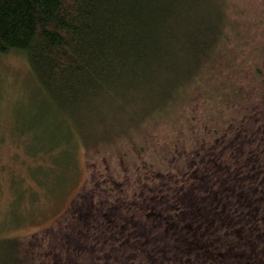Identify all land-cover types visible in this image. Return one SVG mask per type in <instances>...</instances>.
Listing matches in <instances>:
<instances>
[{"label": "trees", "instance_id": "1", "mask_svg": "<svg viewBox=\"0 0 264 264\" xmlns=\"http://www.w3.org/2000/svg\"><path fill=\"white\" fill-rule=\"evenodd\" d=\"M217 1L0 0V52L25 54L66 124L81 128L82 116L120 110L126 125H153L181 113V93L198 80L202 55L219 44L225 14ZM166 63L180 73L154 100L151 82ZM217 89L228 99L205 102L214 120L228 109L227 122L207 125L215 142H199L200 166L177 174L176 187L161 176L166 169L158 171L162 184L137 205L141 218L127 203L134 224L124 230L119 222L116 244L127 251L119 264H244L254 239L264 238V97L241 111L237 90ZM108 251H115L109 263L86 257L83 264H112L119 251Z\"/></svg>", "mask_w": 264, "mask_h": 264}, {"label": "rangeland", "instance_id": "2", "mask_svg": "<svg viewBox=\"0 0 264 264\" xmlns=\"http://www.w3.org/2000/svg\"><path fill=\"white\" fill-rule=\"evenodd\" d=\"M217 3L225 14L219 44L202 55L198 80L181 93V113L174 109L153 125H126L120 110L82 116L81 128L66 124L25 54L0 52V264H83L86 257L109 263L115 251L108 250L119 251L112 262L119 264L127 252L116 244L119 222L124 230L134 224L127 207L137 215V205L150 202L162 184L158 171L166 169L161 176L176 187L177 174L200 166L199 142L214 143L209 131L227 122L228 109L214 120L205 102L228 99L217 86L238 91L241 111L264 97V0ZM174 69L166 63L151 82L152 99L167 91L166 80L180 73Z\"/></svg>", "mask_w": 264, "mask_h": 264}, {"label": "flooded vegetation", "instance_id": "3", "mask_svg": "<svg viewBox=\"0 0 264 264\" xmlns=\"http://www.w3.org/2000/svg\"><path fill=\"white\" fill-rule=\"evenodd\" d=\"M259 240L261 241L256 242L254 239L251 249L252 251L250 252L244 264H264V238H260Z\"/></svg>", "mask_w": 264, "mask_h": 264}]
</instances>
